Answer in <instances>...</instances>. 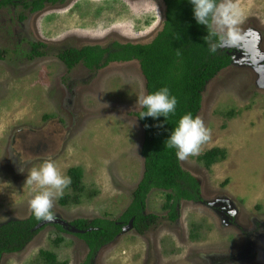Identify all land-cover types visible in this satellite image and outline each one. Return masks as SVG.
Instances as JSON below:
<instances>
[{
	"label": "rangeland",
	"instance_id": "rangeland-1",
	"mask_svg": "<svg viewBox=\"0 0 264 264\" xmlns=\"http://www.w3.org/2000/svg\"><path fill=\"white\" fill-rule=\"evenodd\" d=\"M234 2L242 23L220 46L232 61L206 84L197 115L210 138L198 155L179 160L199 183L200 198L181 201L174 222L162 209L166 192L151 190L145 212L157 216L155 229L118 234L90 264H264V0ZM43 8L0 9V217L7 218L0 225L29 216L34 186L25 184L26 175L48 157L64 175L82 170L79 204L62 206L57 198L55 217L117 220L143 174V129L135 113L146 95L144 77L136 60L68 71L57 54L151 42L162 28L163 0H65ZM30 43L43 45L40 55L31 56ZM29 129L50 133L45 156L32 158L21 147L18 131ZM215 147L226 158L206 169L197 156ZM65 194H72L69 187ZM56 237L63 242L55 245ZM40 251L67 264H84L88 255L74 234L47 225L0 264H44Z\"/></svg>",
	"mask_w": 264,
	"mask_h": 264
},
{
	"label": "trees",
	"instance_id": "trees-1",
	"mask_svg": "<svg viewBox=\"0 0 264 264\" xmlns=\"http://www.w3.org/2000/svg\"><path fill=\"white\" fill-rule=\"evenodd\" d=\"M20 1V0H17ZM64 0H33L23 1L25 9L31 12L41 9L44 2L55 4ZM165 11L161 30L147 44L111 43L106 47L84 46L80 49L61 50L57 57L70 71L81 64L90 72H96L110 63L130 62L136 60L145 80L146 95L160 88L167 87L169 93L177 99L175 112L168 117L140 119L142 108L135 113L143 129V141L140 154L143 158V174L131 194V201L124 213L117 220L94 218L92 220L75 219L70 226L82 231L73 233L69 229L54 224L59 232L72 233L82 240L88 248L84 264L105 245L112 242L121 233V225L133 218V229L144 234L155 228L158 220L153 214H144L147 195L151 190L166 192L163 210H168L167 219L177 218L176 206L181 200L196 202L199 199V185L189 173L182 170L176 157V149L168 148L166 140L171 131L184 114L197 116L201 108V95L206 84L221 70L227 68L232 57L220 48L218 43L215 51L210 50L206 39L209 29L197 24L193 17L192 5L189 0H163ZM13 4V0H0V8ZM216 43V38H213ZM42 44H31V56H38ZM179 51V55H177ZM0 52V59H1ZM159 125V126H157ZM226 158L225 150L215 147L197 156V161L206 169ZM71 177L69 188L72 194L59 197L62 206L79 204L83 192L82 170L72 167L67 170ZM45 220L37 219L30 212L26 219L11 220L0 225V261L3 254L20 252L45 226H38ZM117 222H121L118 224ZM194 228V224H191ZM191 229L190 239L196 240L197 233ZM63 242L56 237L54 244ZM40 259L44 264H67L57 262L56 256L50 251H40Z\"/></svg>",
	"mask_w": 264,
	"mask_h": 264
},
{
	"label": "clouds",
	"instance_id": "clouds-1",
	"mask_svg": "<svg viewBox=\"0 0 264 264\" xmlns=\"http://www.w3.org/2000/svg\"><path fill=\"white\" fill-rule=\"evenodd\" d=\"M193 6V17L197 24L209 29L206 39L210 50L215 51L218 43L232 40L237 34V26L242 23L243 14L238 2L234 0H189ZM216 38V43H213ZM179 55V51H177ZM139 105L146 109L140 113V119L151 117H168L175 112L177 99L170 95L167 87L160 88L152 94L143 95ZM159 126V125H157ZM210 138V130L205 127L201 117L191 113L180 117L177 126L171 131L166 145L176 149L180 161L199 154L201 146ZM23 173V169H19ZM25 184L34 186V194L29 201L31 212L37 219L53 221L54 200L63 195L64 189L71 185V177L64 175L50 158H44L38 167H32L26 175ZM0 217V221L6 220Z\"/></svg>",
	"mask_w": 264,
	"mask_h": 264
},
{
	"label": "flooded vegetation",
	"instance_id": "flooded-vegetation-1",
	"mask_svg": "<svg viewBox=\"0 0 264 264\" xmlns=\"http://www.w3.org/2000/svg\"><path fill=\"white\" fill-rule=\"evenodd\" d=\"M23 1H28V2H31L33 0H20V1H17V0H13V4H10L8 5L7 7H12V8H16V7H19L21 6V8H24L22 3ZM65 1V0H64ZM63 1V2H64ZM57 3H62V2H57ZM56 4V3H55ZM45 7H47V5H54V4H51V3H47V2H44L43 4ZM43 6V7H44ZM41 8L37 11H34V12H31L30 11V8H27L24 10L27 11L28 13L32 14V13H36V12H39L41 11L42 9L44 8ZM3 8H6V7H3ZM2 9V8H0ZM25 15L24 14H20L19 15V20L20 21H23L24 20V17ZM32 43H30L31 45ZM38 44V43H36ZM18 135L19 138H20V141H21V147L23 148V150L28 154V155H31L32 158H40V157H43L47 154V152H49L51 150V145H52V139L50 137V133H47L46 135L42 132V131H34V130H27L25 132H22V131H18ZM12 142H14L12 140ZM195 179V178H194ZM196 180V179H195ZM198 183V182H197ZM199 185V183H198ZM148 196V195H147ZM199 198H200V187H199ZM147 199V198H146ZM181 201H187V200H181ZM180 201V202H181ZM179 202V203H180ZM187 202H192V201H187ZM163 207V206H162ZM178 207H179V204L176 206V210H177V215H178ZM145 208H146V204H145ZM163 209V208H162ZM166 212V217H167V213H168V210H164ZM124 213V212H123ZM144 214H148L145 212V209H144ZM156 216V215H155ZM133 219V218H131ZM130 219V220H131ZM129 222V221H128ZM174 222H176V219L174 220ZM69 225H70V222H68ZM118 224H121V222H117ZM128 224V223H127ZM127 224H122L121 225V229L123 227H125ZM49 225H54V224H49ZM155 227V226H154ZM65 228V227H63ZM71 228V226H68L66 229H69ZM155 229V228H154ZM191 229H195L194 230V233H197V228L196 226L193 228L190 224V231ZM130 230H134L133 229V221H132V229ZM129 230V231H130ZM135 231V230H134ZM137 233V232H136ZM191 233V232H190ZM138 234V233H137ZM145 234V233H144ZM138 235H143V234H138ZM210 259V258H209ZM219 264V263H218Z\"/></svg>",
	"mask_w": 264,
	"mask_h": 264
},
{
	"label": "water",
	"instance_id": "water-1",
	"mask_svg": "<svg viewBox=\"0 0 264 264\" xmlns=\"http://www.w3.org/2000/svg\"><path fill=\"white\" fill-rule=\"evenodd\" d=\"M163 4H164V3H163ZM164 7H165V6H164ZM164 11H165V9H164ZM229 66H230V65H229ZM229 66H228V67H229ZM228 67H227V68H228ZM132 221H133V219L129 220L128 224H127L125 227H123V228L121 229V233H125V232L129 231L130 229H132ZM43 224H57V225H60V226H62V227H65V228H67L68 226H70L69 223H68L67 221L61 220V219H59V218H57V217H55V219H54L53 221H44V222L40 223L38 226H42ZM69 230H70L71 232H73V233H81V232H82V231H80V230H77V229L74 228V227L69 228Z\"/></svg>",
	"mask_w": 264,
	"mask_h": 264
}]
</instances>
